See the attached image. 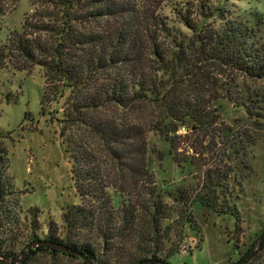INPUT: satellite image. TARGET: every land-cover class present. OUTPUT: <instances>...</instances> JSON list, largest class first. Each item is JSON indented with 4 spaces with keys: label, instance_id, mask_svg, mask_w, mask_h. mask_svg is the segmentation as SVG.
<instances>
[{
    "label": "trees",
    "instance_id": "trees-1",
    "mask_svg": "<svg viewBox=\"0 0 264 264\" xmlns=\"http://www.w3.org/2000/svg\"><path fill=\"white\" fill-rule=\"evenodd\" d=\"M16 1L0 0V24ZM165 1L32 0L36 10L26 17L22 29L12 30L5 41L0 40V73L11 65L19 71L41 67L47 87L49 83L56 85L60 90L56 93L60 95L64 90H71V114L63 121L78 129V135L74 133L66 141L73 163V179L82 202L64 214V236L57 223L52 221L48 235L40 238L32 231L29 244L36 240L62 243L84 253L95 264H112L109 259L113 251L114 264H169L168 257L178 253L180 248L171 247L164 257L160 253L166 252L165 241L172 234L173 213L183 210L179 216L185 226L186 222L194 221L191 208L197 198L203 200V206L215 204L204 196L198 194L193 198L184 191L174 197V210L164 201L165 195L154 192L157 188L146 193L156 196L155 201L145 203L141 197L147 189L143 180L154 175L147 160V137L153 128L126 117L94 115L104 107H119L131 110L141 118L144 106L152 102L159 104L168 98L158 75L172 76L181 69L180 82L185 81L188 86L179 93L178 100L175 95L173 103L166 104L170 109L166 121L171 118L170 127L174 121L176 123L170 128L173 138L169 136L171 131L167 134L172 144L181 125L203 128L213 104L237 99L233 98L230 88H226V96H213V99L205 96L209 88L205 93H196L198 84L188 82L194 81L196 76L195 70L190 68L193 65L190 51L198 49L199 63L221 61L222 65L236 68L252 79L264 78V55L250 48L253 29L248 23L234 24L235 29L233 25L229 26L221 38L218 33L210 43L199 36L196 47L193 42L186 46L182 42L177 44L176 30L160 14ZM205 1L200 2L202 9L211 6ZM223 11L218 15L221 16ZM178 13L182 15L181 11ZM183 20L187 27L195 29L189 19L183 17ZM108 70L114 71L115 75L109 84L96 92L95 75ZM48 95L47 90L42 105ZM81 128L86 133H79ZM6 167L1 160L0 225L6 226L12 243L8 247L0 238V251L6 258H15L19 236L14 234L11 225L12 221L18 224L24 210L21 196L12 189L10 178L7 179L9 190L16 194L7 199L2 191ZM112 189L116 191L112 193ZM116 193L121 198L118 204L115 203ZM33 214L37 218L39 211L35 210ZM31 228H38V223L33 222ZM124 243L127 249H124ZM99 248H102L101 252ZM41 253L81 259L54 246L39 245L19 264H30L33 257Z\"/></svg>",
    "mask_w": 264,
    "mask_h": 264
},
{
    "label": "rangeland",
    "instance_id": "rangeland-1",
    "mask_svg": "<svg viewBox=\"0 0 264 264\" xmlns=\"http://www.w3.org/2000/svg\"><path fill=\"white\" fill-rule=\"evenodd\" d=\"M200 2L166 0L162 5L160 14L176 30L177 44L182 42L186 46L193 42L196 47L199 36L210 43L218 33L221 38L229 26L235 29V25L248 23L253 29L250 48L264 55V0H206L211 6L203 9ZM35 10L32 0L14 2L1 21L0 40L5 41L12 30L20 31L26 17ZM183 17L195 29L187 27ZM189 57L193 62L190 68L196 76L188 82L198 84L196 93H205L209 88L205 96L213 99V96H226L225 90L230 88L233 98H237L233 100L236 103L226 100L213 104L203 128L181 125L173 143H169L174 136L170 128L176 123L170 127L171 118L166 121L165 117H170L166 104L173 103L175 95L179 99V93L188 86L185 81L180 82L181 69L172 76L158 75L168 98L162 103L144 106L141 118L119 107H104L94 115L126 117L153 128L147 137V160L154 175L143 180L147 189L141 197L145 203L155 201L156 196L146 194L153 188H157L154 192L165 195L164 201L174 210V197L184 191L193 198L199 194L215 202L203 206V200L197 198L191 208L194 221L186 222L185 226L179 216L183 210L173 213L172 234L165 241L166 252L160 253L164 257L171 247L180 248L168 257L169 264H264V78L252 79L236 68L222 65L221 61L199 63L196 48L190 51ZM114 75L111 70L96 74V92L109 84ZM47 90L49 95L42 105ZM58 90L52 83L47 87L44 70L39 66L32 71H19L11 65L0 73V161L7 166L1 187L6 198L11 199L16 193L9 190L7 179L10 178L12 189L21 196L24 210L18 224L12 221L11 225L14 234L19 236L16 257H21L27 249L32 231L36 237L44 238L52 221L64 236V214L82 202L73 179V163L66 141L70 135H78V129L63 121L71 114L73 96L70 89L62 95L56 93ZM81 132L86 133L83 128ZM127 182L130 183L129 178ZM115 195L118 204L121 198L118 193ZM35 210L39 211L37 218L33 217ZM33 222L38 223V228H31ZM5 227L0 225V238L9 247L11 234ZM123 247L127 249V244ZM114 253L109 259L112 264ZM30 264L86 263L64 255L54 257L41 253Z\"/></svg>",
    "mask_w": 264,
    "mask_h": 264
},
{
    "label": "water",
    "instance_id": "water-1",
    "mask_svg": "<svg viewBox=\"0 0 264 264\" xmlns=\"http://www.w3.org/2000/svg\"><path fill=\"white\" fill-rule=\"evenodd\" d=\"M39 245H49V246H54L56 248H58L59 250L63 251L64 253H71L73 255L78 256L79 258H81V260H83L84 262H86L87 264H95L93 262L92 259H90L87 255H85L84 253L70 247L67 246L65 244L62 243H56V242H50V241H40V240H36L33 241L29 244V246L27 247V249L21 254V257H15V258H6L2 252L0 251V262L5 263V264H12V263H20L21 260L27 256L28 254H30L32 252V250Z\"/></svg>",
    "mask_w": 264,
    "mask_h": 264
}]
</instances>
